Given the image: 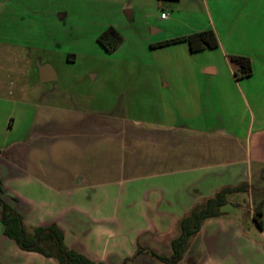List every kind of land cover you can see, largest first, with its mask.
Here are the masks:
<instances>
[{"label": "crops", "instance_id": "0c3cea01", "mask_svg": "<svg viewBox=\"0 0 264 264\" xmlns=\"http://www.w3.org/2000/svg\"><path fill=\"white\" fill-rule=\"evenodd\" d=\"M21 1L0 0V184L7 191L0 197L27 230L56 225L69 249L96 264H123L139 248L171 256L180 223L195 206L248 184L247 193L230 196L224 216L205 221L179 264H264V227L254 219L264 201V0L123 4L142 25L137 47L154 56L162 76L155 102L162 113L151 124L16 98L15 76L28 70L17 66L30 46ZM207 29L215 30L217 49L158 46ZM170 54L180 64H164ZM232 55L251 58V77H235ZM246 197L248 205L238 202ZM1 211L0 264H61L21 249L5 234ZM131 264L165 263L143 253Z\"/></svg>", "mask_w": 264, "mask_h": 264}, {"label": "rangeland", "instance_id": "374dc122", "mask_svg": "<svg viewBox=\"0 0 264 264\" xmlns=\"http://www.w3.org/2000/svg\"><path fill=\"white\" fill-rule=\"evenodd\" d=\"M21 2L28 7L26 15L22 17L28 22L25 31L30 46L26 52L22 51L25 63L17 66L23 70L25 65L28 70L15 76L19 86L15 91L16 98L56 102L96 113L138 116L149 119L150 124L153 114L161 117V109L155 106V102L158 99V83L161 82L164 87L162 76L158 75L154 56L145 54L137 47L142 25L138 20L134 25L132 19L128 18L126 10L122 8L127 0ZM164 11L169 12L168 9ZM60 13L66 14L63 20L59 17ZM111 26L117 28L124 38L121 46L112 53L99 43V37ZM251 32L258 36L260 27L254 26ZM151 34L154 35L153 29ZM162 58L164 64L181 62L175 54L163 55ZM38 64L52 65L58 79L41 82ZM169 74L173 75L172 72ZM183 88L184 85H180L178 89L183 92ZM189 92L194 94L192 90ZM224 109V114H227L228 105H224ZM155 110L157 113H154ZM262 171L264 169L260 173ZM261 181L255 178V185L258 187L257 183ZM258 196L255 193V205L259 201ZM238 202L248 205L249 198ZM262 220L264 223V218Z\"/></svg>", "mask_w": 264, "mask_h": 264}, {"label": "trees", "instance_id": "16d2710c", "mask_svg": "<svg viewBox=\"0 0 264 264\" xmlns=\"http://www.w3.org/2000/svg\"><path fill=\"white\" fill-rule=\"evenodd\" d=\"M178 2L179 0H160ZM121 32L111 26L99 37L100 45L108 52L116 51L123 43ZM188 43L192 52L217 49L220 46L219 38L214 29H207L187 36L167 40L158 46H167L179 43ZM234 68L237 79L249 78L253 75V63L250 57L243 55H232L229 57ZM248 184H241L237 187H227L218 191L214 197L207 199L204 203L195 206L180 223L179 236L172 242L173 253L171 256H162L153 250L139 248L123 264H131L138 255L147 253L151 257L165 264H179L185 258L191 246L193 238L201 231L205 221L224 216L223 208L229 204L230 196L238 193H247ZM0 192L6 194L7 191L0 184ZM1 222L5 228V234L15 240L21 249L28 252H37L49 258H56L61 264H96L82 254L69 249L65 245L64 235L56 226L38 227L30 233L25 221L13 207L0 197ZM264 201L258 207L255 214L257 226L263 229V220L259 218L263 214ZM103 264V263H100Z\"/></svg>", "mask_w": 264, "mask_h": 264}, {"label": "water", "instance_id": "95a60500", "mask_svg": "<svg viewBox=\"0 0 264 264\" xmlns=\"http://www.w3.org/2000/svg\"><path fill=\"white\" fill-rule=\"evenodd\" d=\"M65 16H66L65 13L59 14L61 20H63ZM38 72H39L40 81L43 83L55 81L58 79L55 69L50 64H44V65L38 64Z\"/></svg>", "mask_w": 264, "mask_h": 264}, {"label": "built area", "instance_id": "2783aa9c", "mask_svg": "<svg viewBox=\"0 0 264 264\" xmlns=\"http://www.w3.org/2000/svg\"><path fill=\"white\" fill-rule=\"evenodd\" d=\"M167 17V14L166 13H163L162 14V18H166Z\"/></svg>", "mask_w": 264, "mask_h": 264}]
</instances>
